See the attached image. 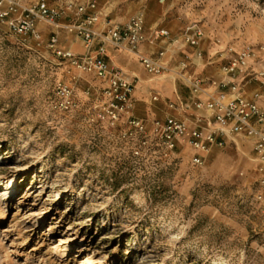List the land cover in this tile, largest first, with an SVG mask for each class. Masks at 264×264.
<instances>
[{
  "label": "rangeland",
  "instance_id": "rangeland-1",
  "mask_svg": "<svg viewBox=\"0 0 264 264\" xmlns=\"http://www.w3.org/2000/svg\"><path fill=\"white\" fill-rule=\"evenodd\" d=\"M161 1L178 28L202 24L215 68L250 45L259 50L252 68L264 69V0H120L110 16L123 21L148 3L158 12ZM40 28L38 44L0 25V264H264V187L251 140L226 137L203 165L182 143L152 158V142L145 148L146 134L126 116L96 119L97 78L48 46L56 31L63 47L73 36ZM59 82L74 89V109L54 107Z\"/></svg>",
  "mask_w": 264,
  "mask_h": 264
},
{
  "label": "built area",
  "instance_id": "built-area-1",
  "mask_svg": "<svg viewBox=\"0 0 264 264\" xmlns=\"http://www.w3.org/2000/svg\"><path fill=\"white\" fill-rule=\"evenodd\" d=\"M110 14L100 0H0V25L24 40L32 38L39 44L42 40L40 26L46 23L64 29L83 42L86 51L75 53L60 44L56 31L48 46L70 65L105 83L99 88L103 101L95 112L97 120L114 125L126 116L131 126L146 134L142 145L148 148L152 142V158L167 159L182 143L196 151L192 162L197 165L204 164V154L213 147L224 145L226 137L249 138L259 183L264 187V69L252 68L259 59V50L250 45L239 51L229 50L222 58L221 76H199L189 71L194 59L204 57L201 44L205 30L199 21L187 22L174 36L168 28L147 26L144 9L125 21L116 20ZM66 16L74 19L61 23L60 19ZM186 46H192L194 51L184 53L183 58L172 65L175 55ZM110 48L135 54L152 78L172 75L173 80H181L189 88V96L168 100L167 105L187 116L168 115L152 120L151 138L147 123L132 115L133 93L139 78L135 73L128 74L112 59ZM213 61L211 57L208 59L209 63ZM250 82H257L258 87L248 94L244 84ZM92 92L93 88L86 89L87 94ZM55 95V108L68 111L77 106L71 86L59 82ZM152 97L159 99L158 94ZM135 153L139 154L140 150L136 149ZM257 199L264 200V195L259 194Z\"/></svg>",
  "mask_w": 264,
  "mask_h": 264
},
{
  "label": "crops",
  "instance_id": "crops-1",
  "mask_svg": "<svg viewBox=\"0 0 264 264\" xmlns=\"http://www.w3.org/2000/svg\"><path fill=\"white\" fill-rule=\"evenodd\" d=\"M116 1L119 2L120 0H100V3L102 5L104 4L108 11H112L111 9L112 7H115L114 3H116ZM161 4V8L158 10V12H155L153 10L151 12L149 3L143 8L145 12L146 25H159L161 27L168 28L171 30L172 35L177 36L181 31V29L178 28L179 24L177 21L171 19L174 14L170 12L169 6L165 7L164 2L162 1ZM128 18L129 17L125 16L123 18V21L127 20ZM69 42L70 43H68L67 47L73 50L75 53L80 54L86 51L83 42L79 38H72V40H70ZM202 49L204 51H207L205 53L207 54L208 58L212 56L211 53L213 48L210 49L202 46ZM193 51L194 48L192 46H186L181 52L184 54L192 53ZM110 52L112 59L117 64L122 66L128 72V74L135 73L139 78L133 93L134 105L132 115L135 118L143 120L146 123H151L154 119L165 118L168 115H178L179 117L187 116V114L173 110L167 105V99L176 100L178 97L187 98L190 94L189 88L187 86L182 85L181 82H176L169 76H165V78L162 79L150 77L141 62L138 60L137 56L127 50L110 48ZM214 61L212 63H209L208 61L203 62V60H199L196 58L194 59V64H192L189 68V71L199 76L219 77L222 75L220 72L221 64L216 65L217 68H215V64H213ZM202 68L203 70H201ZM96 78L100 87L105 84L101 78ZM253 83L257 84V82H250L249 84H245V89L249 90L250 87L253 88ZM257 87L258 84L255 88ZM254 89H252V91ZM252 91L249 90L248 94H251ZM153 94H158L159 99L154 100L152 97Z\"/></svg>",
  "mask_w": 264,
  "mask_h": 264
}]
</instances>
